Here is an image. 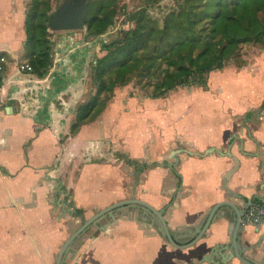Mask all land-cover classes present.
<instances>
[{
    "label": "crops",
    "instance_id": "obj_1",
    "mask_svg": "<svg viewBox=\"0 0 264 264\" xmlns=\"http://www.w3.org/2000/svg\"><path fill=\"white\" fill-rule=\"evenodd\" d=\"M31 2L0 0V264H55L84 220L133 196L166 208L165 219L182 240L219 202L240 210L250 200L264 203V51L233 73L232 96L225 93L227 78L214 89L212 72L207 87H180L163 100L137 95L124 102L115 95L98 119L73 133L77 109L90 95V47L80 49L89 41L59 37V45L78 46L68 62V48L58 46L44 78L21 71L28 62ZM244 89L257 96L237 104L235 92ZM240 112L253 116L235 119ZM229 153L240 161L227 185L237 197L224 189L235 165ZM174 154L176 166H160L175 163ZM139 213L127 206L108 228L91 226L66 263L198 264L212 253L201 264H222L230 253L223 247L229 243L226 219H217L194 246L179 249L138 221ZM245 227V255L264 264V222Z\"/></svg>",
    "mask_w": 264,
    "mask_h": 264
},
{
    "label": "trees",
    "instance_id": "obj_2",
    "mask_svg": "<svg viewBox=\"0 0 264 264\" xmlns=\"http://www.w3.org/2000/svg\"><path fill=\"white\" fill-rule=\"evenodd\" d=\"M148 6L129 15L134 27L96 59L92 76L98 92L78 107L73 133L99 117L115 91L131 84L135 75L147 79L135 84L148 92L144 96L162 98L180 87H207L209 75L225 69L242 44L264 48V0H178L162 24L153 21ZM51 12L50 0H32L26 13L27 63L40 78L53 65ZM116 15L113 0H90L89 36L105 33Z\"/></svg>",
    "mask_w": 264,
    "mask_h": 264
},
{
    "label": "water",
    "instance_id": "obj_3",
    "mask_svg": "<svg viewBox=\"0 0 264 264\" xmlns=\"http://www.w3.org/2000/svg\"><path fill=\"white\" fill-rule=\"evenodd\" d=\"M89 14V4L87 0H64V2L53 12L49 17V30L52 32L56 31H76L83 30L86 26V21ZM235 165L233 169L227 174L224 179V189L228 193L229 197H237L228 188V182L232 175L237 171L240 161L235 156L229 153ZM175 163L161 164V167L170 166L174 167L178 164L179 158L176 154L173 155ZM252 201H248V205L243 210L238 209L233 203L229 201H222L217 203L209 212L204 224L195 227L194 231H191L189 239H180L178 233L174 232L168 225L165 219L166 208L157 210L145 201L136 199L135 196L128 200L120 201L115 203L94 215L92 218L84 220L82 225L67 239L62 245V248L57 256L55 264H67L66 261L70 254L76 255L78 249L75 246L78 244V240L87 232L91 226H97L101 229L108 228L114 221L118 219L117 211L127 206H131L137 210L140 208L142 213L138 217V221L148 223L156 228L159 235L167 240L171 245L179 249H186L194 246L206 235L210 225H212L217 219H226L229 223L227 227V234L229 243L223 247L225 251H230L228 255H223L222 264H226L232 259H238L243 264H257L245 255V247L242 243V232L245 230L243 224V217L246 214L248 207ZM229 213L226 212V208ZM108 217V222L101 226L100 222L102 219ZM212 258V253L205 255L198 264L203 262H209Z\"/></svg>",
    "mask_w": 264,
    "mask_h": 264
},
{
    "label": "rangeland",
    "instance_id": "obj_4",
    "mask_svg": "<svg viewBox=\"0 0 264 264\" xmlns=\"http://www.w3.org/2000/svg\"><path fill=\"white\" fill-rule=\"evenodd\" d=\"M88 4L90 0H87ZM116 7H117V15L116 18L114 20V24L103 34L101 35H97V36H89V29L88 26L86 25L85 28L83 30H76V31H56V32H52L50 39H51V43H52V53H53V59H54V54H55V50L58 49V46L62 47L65 50H67L68 48V52L66 51L65 53V58L64 60H66L68 62V59L71 56V52H72V47L76 48L78 46H71V45H59L58 41H59V37H62L64 35H73L75 37H80L81 41H83L84 39L86 40L85 42H87V44H81L80 49H84V47L87 49L88 51V47L89 48V56H91L89 62H88V69L89 74H88V78H87V83L90 86V95L88 97V99L86 100V102L93 97L94 95L97 94L98 90L97 87L94 84V79L92 76V68L93 65L96 61L97 58L102 57L105 54V48L108 44H110L113 41H117L120 38L123 37L124 32H126L127 30L131 29L134 27V22L129 20V15L135 11H138L142 8H145L147 5L148 6V10L149 13L153 19L154 22H157L158 24H162L164 17L167 15V13L171 10L174 9L177 5V1L178 0H113ZM64 2V0H50L51 3V8H52V12H55L56 9ZM89 16V14H88ZM262 51H264V48H262L259 45H255L252 43H246V44H242L239 47L238 50V56L234 59L232 58L228 65L225 68V71L222 72H216L214 74H210L211 78L213 77V81L212 83L215 84L214 89L218 86H220L221 81H224V79H228L230 80L229 82H227L226 84H224V86L228 89L225 90V93L227 92V94H231V96L233 95V86H232V76L233 73L237 71V68L239 69L240 67L246 66L247 64H249L252 60H254V57L257 56L259 53H261ZM229 74V75H227ZM209 75V76H210ZM144 81L147 79H142L139 78L137 75H135L131 81V84H129L126 87L120 88L119 91L116 94V91L114 93L113 99L116 96H119L120 99H122L124 102H129L130 98H135L137 95L140 96H144L146 95L148 92L146 90L143 89H138V87L135 86V84H139L140 80ZM190 87V86H189ZM254 90V89H253ZM131 93L134 95L131 96ZM257 94L256 91H249L248 89H244L243 91H240L237 93L235 92V98L234 101L237 102V104H239L238 102H240L242 105L244 103H249L253 102L254 99L256 98ZM108 97V94H105L103 96V100L106 99ZM146 97V96H145ZM102 100V101H103ZM160 100H163L160 98ZM226 100V105H229V100ZM85 103V102H84ZM109 105V104H108ZM126 105V109H127V104ZM108 107V106H107ZM106 107V108H107ZM217 110V109H216ZM105 111V110H104ZM102 115V114H101ZM100 115V116H101ZM99 116V117H100ZM252 115H246V112H240L237 113L235 117V119H249ZM99 117H97L96 119H98Z\"/></svg>",
    "mask_w": 264,
    "mask_h": 264
},
{
    "label": "built area",
    "instance_id": "obj_5",
    "mask_svg": "<svg viewBox=\"0 0 264 264\" xmlns=\"http://www.w3.org/2000/svg\"><path fill=\"white\" fill-rule=\"evenodd\" d=\"M3 69L2 64L0 63V70ZM21 71L31 72V67L28 63L22 64L20 66ZM1 113V111H0ZM264 222V203L252 202L248 207L245 216L243 217V224L245 226H255L259 227Z\"/></svg>",
    "mask_w": 264,
    "mask_h": 264
}]
</instances>
